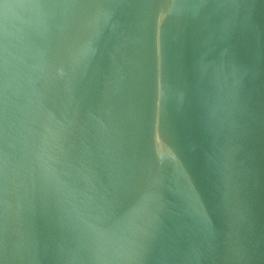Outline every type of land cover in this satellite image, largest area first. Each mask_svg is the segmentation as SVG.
<instances>
[{
    "label": "water",
    "instance_id": "water-1",
    "mask_svg": "<svg viewBox=\"0 0 264 264\" xmlns=\"http://www.w3.org/2000/svg\"><path fill=\"white\" fill-rule=\"evenodd\" d=\"M0 264H264V0H0Z\"/></svg>",
    "mask_w": 264,
    "mask_h": 264
}]
</instances>
